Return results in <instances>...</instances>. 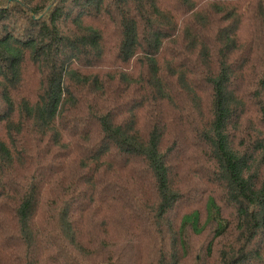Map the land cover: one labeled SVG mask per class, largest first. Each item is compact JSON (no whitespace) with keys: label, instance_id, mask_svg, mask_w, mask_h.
Returning a JSON list of instances; mask_svg holds the SVG:
<instances>
[{"label":"trees","instance_id":"trees-1","mask_svg":"<svg viewBox=\"0 0 264 264\" xmlns=\"http://www.w3.org/2000/svg\"><path fill=\"white\" fill-rule=\"evenodd\" d=\"M0 264H264V0H0Z\"/></svg>","mask_w":264,"mask_h":264}]
</instances>
